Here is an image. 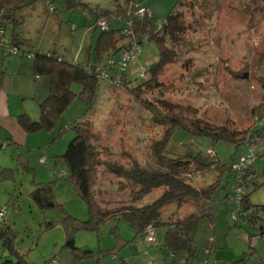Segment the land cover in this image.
Returning a JSON list of instances; mask_svg holds the SVG:
<instances>
[{"label": "rangeland", "instance_id": "obj_1", "mask_svg": "<svg viewBox=\"0 0 264 264\" xmlns=\"http://www.w3.org/2000/svg\"><path fill=\"white\" fill-rule=\"evenodd\" d=\"M32 1V5L14 15L20 21L14 27L15 34L31 48H40L81 66L93 60L94 48L101 34V29L95 27L96 18L106 21L109 26L120 21V25L125 26L128 20L123 0ZM179 1L144 0L142 3L152 11L155 22L159 24L176 9ZM184 1L186 7L179 10L184 12L189 30L181 36V44H168L170 49L177 51L178 58L161 73L159 90H145L138 97L130 92V88L141 82L137 70L140 67L147 69L158 58L156 45L145 42L136 61L129 64L126 70L127 80L131 82L129 87L123 83L110 86L107 80L100 78L89 111L87 104L76 98L51 130L30 133L20 126L22 133L28 136L17 141L20 147H15L12 141L6 139L3 135L5 132L0 128V170H9L7 179L0 182V211H5L3 220L19 232L15 245L31 264H41L60 251L66 238L65 229L60 224L64 214L80 221L89 219L87 203L77 196L74 186L64 180L66 165L57 158L64 154L74 137L70 128L60 134L62 127L72 126L80 120L91 121L102 162L97 169L93 192L100 209L108 210L150 204L162 191H155L134 202L132 195L137 187L108 169L110 166L128 170L136 163L141 168L157 170L158 160L154 150L163 140L167 126L156 125L147 107H157L158 112L164 115L165 109L159 101H165L179 106L178 111L183 116L187 117L189 112L190 118L199 119L215 128L244 131L251 126H260L255 121L254 111L264 98V64L255 69L250 62L264 57V0ZM190 2L195 3L191 8L188 7ZM12 30L10 27L9 32ZM15 61L18 64L24 61L22 68L25 69L27 63L32 69L30 57ZM106 62L107 57L100 65L103 71ZM261 62L264 63V59ZM244 74L248 76L246 79L242 78ZM44 78L49 88V79ZM71 90L78 93L80 88L72 85ZM39 113L37 104L33 117L30 116L39 118ZM255 147L257 158L252 165L255 172L249 179H255L256 184L261 185L264 183V140L258 141ZM245 150V146L235 148L226 142L212 143L207 137L193 136L179 127L173 131L164 147L166 156L188 153L198 155L204 162L211 160L209 151H213L222 164H227ZM20 156L27 159L24 161L30 170L23 168ZM217 175L213 169L194 174L191 184L197 189L204 188ZM226 181L230 183L228 173L224 171L220 178V189L226 185ZM49 182H52L57 206L40 210L32 202L29 192L34 183ZM247 193L251 204H264V185L255 189L249 184ZM223 195L224 191L221 190L212 195L211 202L201 201L197 205L190 202L181 205L172 203L165 208L163 219L170 214L183 218L188 212L213 216V223L210 221L212 216H208L198 220L199 223L193 221L187 226V236L193 240L195 249L192 264L264 263V235L252 244L247 233L248 230H255L241 219L234 221L236 208L232 202L223 200ZM50 221H54L55 225L47 230L45 224ZM114 223L104 224L98 232L80 231L75 235L77 241H88L90 248L97 250L100 246L110 248L114 238L108 231ZM118 228L124 238H133L134 232L126 222H118ZM164 233L165 229L158 227L154 229V243H148L141 236L130 244L127 250L130 261L127 264H172L174 261L169 252L162 248ZM6 255L7 252L0 246V263L8 259ZM68 255V251L60 252L58 264H64L69 259ZM123 255V250L116 253L118 260ZM100 258L101 264L112 263V256ZM180 258L181 253H177L175 259Z\"/></svg>", "mask_w": 264, "mask_h": 264}, {"label": "trees", "instance_id": "obj_2", "mask_svg": "<svg viewBox=\"0 0 264 264\" xmlns=\"http://www.w3.org/2000/svg\"><path fill=\"white\" fill-rule=\"evenodd\" d=\"M131 1L123 0L126 7V15L128 16L127 24L125 26L120 25V21L114 26L108 25L107 30L101 31L97 45L94 48V54L92 55L93 60L91 62L89 60L85 66H81L74 61H66L64 58L51 52L31 48L27 46L28 44L25 43L23 38L20 39L15 32H11L12 35L9 40H5L8 48L16 49V53L11 56L20 58L30 57L32 59L34 76L47 77L49 79L48 94L38 105L39 118L32 120L26 114H21L17 117L18 124L25 131L32 133L38 130H51L54 124L62 119L63 114L76 98L84 101L87 104V111H89L95 99L99 79L103 78V74L111 75L117 72L116 67L110 66L109 62L113 61L116 63L121 50L128 46L137 45L141 48L143 43L153 42L158 49L156 62L147 69H144L146 77L140 78L141 82L135 87L130 88V92L138 97L145 90L160 89L161 83L159 82V78L161 73L167 66L174 64L178 58L177 51L170 49L168 44L179 45L181 36L189 30V26L184 20V12L179 10L181 7L185 8L187 3L184 0L179 1L176 9L170 12L163 23L158 24L154 20L153 13L150 18L136 16L132 10ZM139 1L142 3L144 0ZM33 2L32 0L29 2L27 0H0V26H4L5 30L7 26H11L14 30V27L20 22L14 18V15L23 8L32 5ZM194 4L190 2L188 7L191 8ZM115 14H117V11ZM97 22L98 19L96 18L95 24ZM95 27L98 26L95 25ZM124 39L126 40L125 42H123ZM4 52L6 51L4 50ZM105 57H107V62L103 71L100 65L105 60ZM262 59L264 57L252 59L250 66L259 69L264 64L261 62ZM110 71L113 72L111 73ZM4 73V71H0V85ZM200 74L198 73V76H201ZM120 77V85L122 83L124 86L128 84L129 87V83L131 82L127 80L126 72H122ZM72 85L79 86L80 91L74 93L71 90ZM159 103L165 109L164 115L158 112L157 107L150 106L146 108L151 112L152 120L156 125L167 126L163 140L156 145L154 150L158 160L157 170L144 169L136 163L128 170L110 166L108 168L115 176L125 179L137 187L132 195L134 202H139L153 192L162 190L157 198L144 206L129 205L101 210L93 188L95 179L97 178V169L102 165V162L100 161V152L96 147L97 139L94 137L91 121L80 120L72 126L61 128L60 134L68 128L74 132V137L69 142L64 154L57 157L62 159L66 165L67 171L63 174V178L74 186L77 196L87 203L89 219L87 221H80L69 214H64L60 218V224L65 229V241L60 251L52 254L41 264H49L52 261H55L57 264V258L62 251H68L78 261L88 260L93 257L112 256L117 258L116 253L124 246L135 242L141 236L145 240V230L149 226L154 229L158 227L165 229L162 248H165L170 255H173L175 258L177 253L185 251L189 254L187 256L188 259H192L195 249L192 247L193 240L187 236V226H189L190 222H198V220L212 215L208 213L200 215L188 212L183 215V218L177 216V214H170L169 217L167 216V218L163 219L164 210L175 202H178L179 205L186 202H190L191 205H197L201 201L211 202L212 195L219 193L221 190L224 191L222 199L232 202L236 208L234 221L241 219L255 230L254 232L248 230V240L254 237H258L259 240L264 235V204H251L249 193H247L249 184L253 185L255 189L264 185V183L258 185L255 179H249V176L255 172L252 165L256 159L240 174L239 186L242 188V193L238 199H236L237 194L233 191L235 183L238 182L236 180L237 172L232 169L233 163L249 149L254 151L257 158L255 145L258 141L264 140V98L256 105L257 107L254 111L255 121L259 122L260 126H251L244 131L229 130L226 127L215 128L199 119L190 118L191 114L187 109L188 116L186 117L178 111L179 106L165 101H159ZM177 127L193 136L207 137L212 143L226 142L235 148L245 146L246 150L236 158H231L227 164H222L217 158L216 153L214 154V158L209 162L201 161L198 155H190L188 153L176 157L166 156L164 153L165 144ZM21 158L23 159V168L30 170L27 162H25L27 159ZM212 169L218 175L206 187L197 189L191 184L194 174ZM8 171V169L0 170V182L7 179ZM224 171L228 173L230 183L226 181V185H223L220 189V178ZM262 176H264V172H262ZM29 196L40 210L54 209L57 206L53 195L52 182L34 183ZM3 219L0 222V246L7 252L6 256L8 259L0 264H31L26 255L15 245V239L19 232L12 229ZM120 221L126 222L134 231L133 238L130 241L120 238L118 233V222ZM210 221L213 223V216ZM110 222H115L108 231L114 238V242L110 248L92 250L87 247H79L75 244L74 238L78 232H98L101 226ZM257 222H260L258 226ZM54 225L55 222L50 221L45 224V229H52ZM119 261L125 264L121 258Z\"/></svg>", "mask_w": 264, "mask_h": 264}, {"label": "crops", "instance_id": "obj_3", "mask_svg": "<svg viewBox=\"0 0 264 264\" xmlns=\"http://www.w3.org/2000/svg\"><path fill=\"white\" fill-rule=\"evenodd\" d=\"M10 27L11 26H7L5 30L6 40H9V38L12 35L11 32H9ZM12 31L14 32V30ZM22 59L23 58L17 56H11L9 53L4 52L3 49L0 51V71L5 72L2 83L0 85V128L5 132L3 134L5 135V138L9 139L10 142L12 141V144L15 147H20L17 142L19 141V139L22 138L27 139L28 137V136L26 137V135L22 133L20 129V125L17 122V117L21 114H26L30 119L37 120L38 118L33 119L31 118V116L33 113H35V110H37V104L39 105V103H41L48 94L47 79H45L44 77L34 76L33 65L31 69L26 63V67L24 69L22 68L25 65L24 61H21L20 64H18V61H15ZM8 62H10L9 68H8ZM118 233L122 240L130 241V239L123 237V234L119 231V228H118ZM75 237L76 239L74 238V240L77 246L87 247L92 250H97L96 248L95 249L90 248L88 241L85 240L86 242L79 243L77 241V236ZM108 244L109 242L107 243V245ZM129 248H130V243L121 249L124 252V255L121 257V259L125 264L128 263V260L130 261V254L129 251H127ZM98 249H103V248L100 246ZM179 253H181L180 260L175 259L174 256L170 255L169 253L171 259L174 261L172 264H185V263L192 264V259L191 258L188 259L187 256H189V254H187V252L184 251ZM68 256L69 259L65 261L64 264H93V262L95 264H101L102 262L100 257L99 258L93 257L91 259H88L89 261L83 262L84 260L78 261L71 254ZM111 259H112L111 264H122L118 260V258L112 257Z\"/></svg>", "mask_w": 264, "mask_h": 264}, {"label": "built area", "instance_id": "obj_4", "mask_svg": "<svg viewBox=\"0 0 264 264\" xmlns=\"http://www.w3.org/2000/svg\"><path fill=\"white\" fill-rule=\"evenodd\" d=\"M131 6L134 14L139 17H144V18H150L152 17V11H150L149 8L144 6L139 0H132L131 1ZM97 26L101 29V31H105L108 29V24L104 20H100L97 22ZM5 36H6V31L4 29V26H0V48H3L7 53L10 55L16 53V49H11L8 48V46L5 44ZM140 51V47L137 45H132L131 47L128 46L125 49H122L119 55L118 61L115 63L113 61L109 62L110 66H115L117 69V72H114L113 74H103V78L107 80L108 85L110 86H119L121 77L120 74L122 72H126L129 64L132 62H135L137 59V54ZM137 72L139 73L140 78H145L146 73L145 70L140 67ZM0 147H2L0 143ZM215 153L213 151H209V155L211 156L210 158H214ZM256 159V155L252 149H249L245 154H242L239 156L237 161L233 163L232 169L236 171V180L238 182L235 183L234 186V193L237 194L236 199L239 198L240 194L242 193V188L239 186V179H240V174L242 171L247 168L254 160ZM5 211H0V222L4 218ZM236 213H233V218L235 219ZM145 240L148 243H154V228L149 226L145 230ZM256 241H258V237H254L251 239L252 244H255ZM49 264H56L55 261H52Z\"/></svg>", "mask_w": 264, "mask_h": 264}, {"label": "water", "instance_id": "obj_5", "mask_svg": "<svg viewBox=\"0 0 264 264\" xmlns=\"http://www.w3.org/2000/svg\"><path fill=\"white\" fill-rule=\"evenodd\" d=\"M246 77H247V75H246V74H244V75H243V78H246Z\"/></svg>", "mask_w": 264, "mask_h": 264}, {"label": "bare ground", "instance_id": "obj_6", "mask_svg": "<svg viewBox=\"0 0 264 264\" xmlns=\"http://www.w3.org/2000/svg\"><path fill=\"white\" fill-rule=\"evenodd\" d=\"M6 37V36H5ZM5 40H6V38H5Z\"/></svg>", "mask_w": 264, "mask_h": 264}]
</instances>
